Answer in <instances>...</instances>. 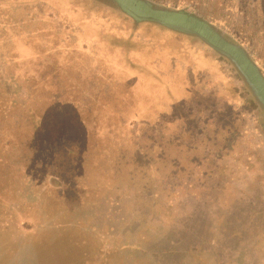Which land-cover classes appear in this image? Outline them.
Listing matches in <instances>:
<instances>
[{
	"label": "rangeland",
	"instance_id": "obj_1",
	"mask_svg": "<svg viewBox=\"0 0 264 264\" xmlns=\"http://www.w3.org/2000/svg\"><path fill=\"white\" fill-rule=\"evenodd\" d=\"M120 2L0 0V264H264V112L225 58Z\"/></svg>",
	"mask_w": 264,
	"mask_h": 264
},
{
	"label": "trees",
	"instance_id": "obj_2",
	"mask_svg": "<svg viewBox=\"0 0 264 264\" xmlns=\"http://www.w3.org/2000/svg\"><path fill=\"white\" fill-rule=\"evenodd\" d=\"M126 1L127 2L135 1L137 4L145 6V8H147L150 5L151 6L153 5L151 3H148L146 0H126ZM193 2L194 3L199 2L197 7L195 6L197 9V12L199 13L198 15L196 13L185 12L184 8H180V7L164 8V7L158 6V8L159 9L161 8L159 10L161 12H166L174 16L185 18L187 20L189 17H191L195 19L199 18L202 22L204 21L207 25L205 23H201V24L205 28L207 29L209 28L210 30L213 29L214 31L218 33V35L223 37L225 40L230 42L232 46H234L233 48L235 49V51L243 57L244 62L247 64L248 72L251 74L252 78L255 80V83L263 89L264 88V62L257 63L254 57H252V55L249 54V51H251L250 49L252 45L258 46L264 51V40L262 39L263 38L262 36H264V0H258V4L257 3L252 4L250 0H193ZM209 3H210V6L208 5ZM133 18L137 21L135 17ZM240 18H244L242 20V23L245 22V26L249 25L252 28V31L250 33H247V31H245V29L241 27L242 23H238L240 21ZM214 22H218L220 23V25H217ZM233 22L235 23V25ZM165 26L169 27L168 25H165ZM169 28L172 30L181 32V33L188 34L191 37L193 36L196 39H199L196 35H194V33L180 31L177 29H173L171 27ZM229 32L230 33L232 32L234 35L238 36V42L231 38V34ZM258 39L262 40V43L261 42L254 43V41ZM261 49H256L255 51L259 53ZM217 54L220 57L225 58L221 53H217ZM263 58H264V55H263ZM226 60L230 63L228 59ZM215 61L217 62V60ZM238 74L241 77V74L240 73ZM8 81L9 79H7V82ZM11 82L13 83L12 80ZM245 84H246V87L251 92V95L257 102L258 106L255 107V111H257L258 108H260L264 112V108L261 105V103L255 98L254 93L247 86L246 82ZM38 111L49 113L48 108H43V107H39L36 110L35 109H30V111L26 110L25 112L23 110V113L25 114V116H23L22 119H26V118L29 119L30 120L29 124L32 125V126H29L26 130V133L28 134L30 133V131L31 132L36 131V128L38 125L34 123V119L36 117L37 118L40 117V115H38L37 113ZM10 134L13 135V133H10ZM134 140H135V143L137 144L138 140L137 139H134ZM143 149H144V145L142 147V150L132 149V153L131 155L128 156V159L133 161V157L138 152L144 154L145 152ZM117 151H119V149H117ZM69 154L71 155L72 158L78 157L80 163L87 162L88 158L91 156V154L83 148H78V149H75L74 151L72 150V152H70ZM68 162H70V160H68ZM206 171L207 170H202V173H206ZM44 173L45 175H48L49 171H45ZM50 175L52 174H49V176ZM40 180L44 181L45 179H40ZM73 184L75 183L73 182ZM109 199H112V196H110Z\"/></svg>",
	"mask_w": 264,
	"mask_h": 264
},
{
	"label": "water",
	"instance_id": "obj_3",
	"mask_svg": "<svg viewBox=\"0 0 264 264\" xmlns=\"http://www.w3.org/2000/svg\"><path fill=\"white\" fill-rule=\"evenodd\" d=\"M118 1L120 2L121 0H118ZM122 1L126 2V5L125 4L123 5L127 9L126 11L128 13H130L131 15H133L137 20H140L141 18H147V19H151V20L157 21V22L162 23V24H166L173 29H177L180 31L190 32V33H194V34L199 35L201 37V39H203L212 49L218 51L219 53H221L225 56H227L228 58H230L235 63L236 67L238 68V70L241 72V74L244 76L247 83L251 87L255 97L264 106V97H263L261 91L259 90V88L256 86V84L254 82L251 81V79L248 77L247 73L243 70L241 65L236 61V59L232 56V54L230 52L226 51L223 47L219 46L220 44H216L217 41H215L213 37H211L212 41H209L207 39L206 36L209 35L210 32H207V30H206L207 28H205L202 24H200L201 22L198 24L197 22H194L193 20L188 19L187 24L186 23H182V24L174 23L173 24L171 22H170L171 23L170 24L168 22L167 18H170V16H172V14L162 12L163 14H165V16L162 15L160 17V15H158V13H161V12L155 13L156 12L155 11L154 13H151V15H146V14L139 15L131 8V5H130V4H137L135 1L130 2V3H129V1L127 2L126 0H122ZM137 5H140V4H137ZM140 7L146 9L145 6H143V5H140ZM157 11H159V10H157ZM154 14H156V15H154Z\"/></svg>",
	"mask_w": 264,
	"mask_h": 264
},
{
	"label": "flooded vegetation",
	"instance_id": "obj_4",
	"mask_svg": "<svg viewBox=\"0 0 264 264\" xmlns=\"http://www.w3.org/2000/svg\"><path fill=\"white\" fill-rule=\"evenodd\" d=\"M153 6V5H152ZM133 16V15H132ZM131 16V17H132ZM134 17V16H133ZM189 20H193L194 22H197L198 24L201 22V23H205L204 21L202 22L199 18H197L198 19V21H197V19H195V18H191V17H189L188 18ZM200 23V24H201ZM162 24V23H161ZM206 24V23H205ZM162 25H166V24H162ZM207 25V24H206ZM209 29V28H208ZM206 29L207 30V32H210L209 33V35H207L206 37H207V39L209 40V41H212L211 39V37H213L214 38V40L215 41H217V43L216 44H220L219 46H221V47H223L226 51H228V52H230L231 54H232V56L236 59V61L241 65V67L243 68V70L247 73V75H248V77L251 79V81L252 82H254L255 83V80L252 78V76H251V74L248 72V67H247V64L244 62V60H243V57L241 56V55H239L236 51H235V49L233 48L234 46H232V44H230V42H228L227 40H225L223 37H221L220 35H218V33L216 32V31H214L213 29ZM194 35H196L199 39H200V41H202V42H204L211 50H213V51H215V52H217V53H219L218 51H216V50H214V49H212L203 39H201V37L199 36V35H197V34H194ZM223 55V54H222ZM226 59H228L229 61H230V63H232L233 64V66L235 67V69L238 71V73H240L241 74V72L238 70V68L236 67V65H235V63L230 59V58H228L227 56H225V55H223ZM241 77L243 78V80L247 83V81H246V79L244 78V76L241 74ZM256 84V83H255ZM247 86L251 89V87L249 86V84L247 83ZM256 86L259 88V90L261 91V93H262V95H263V97H264V88L262 89L260 86H258L257 84H256ZM252 90V89H251ZM253 92V91H252ZM256 98V97H255ZM257 99V98H256ZM258 100V99H257ZM259 101V100H258ZM260 102V101H259ZM261 103V102H260ZM261 105H262V103H261ZM263 106V105H262ZM263 108H264V106H263Z\"/></svg>",
	"mask_w": 264,
	"mask_h": 264
}]
</instances>
